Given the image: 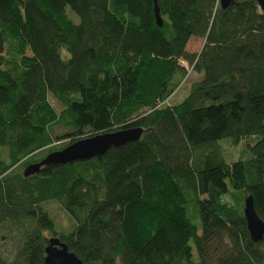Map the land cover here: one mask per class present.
Segmentation results:
<instances>
[{"label": "trees", "instance_id": "16d2710c", "mask_svg": "<svg viewBox=\"0 0 264 264\" xmlns=\"http://www.w3.org/2000/svg\"><path fill=\"white\" fill-rule=\"evenodd\" d=\"M158 3L162 26L154 0H0V231L28 225L0 264L44 262L46 233L58 232L49 201L74 219L59 238L88 264H194V247L198 264H264V240L226 198L252 195L264 220V12L257 0ZM192 36L205 39L199 53L186 49ZM181 60L202 77L170 105ZM128 127L144 128L139 141L16 171Z\"/></svg>", "mask_w": 264, "mask_h": 264}, {"label": "water", "instance_id": "95a60500", "mask_svg": "<svg viewBox=\"0 0 264 264\" xmlns=\"http://www.w3.org/2000/svg\"><path fill=\"white\" fill-rule=\"evenodd\" d=\"M236 0H220L222 8H228ZM264 12V0H257ZM154 11L159 26L163 25L158 0H154ZM144 133L143 127H128L115 131H107L78 139L66 147L51 151L40 161L30 163L24 169V176L29 177L48 165H64L78 160L92 159L104 155L113 147L120 148L127 143L140 140ZM244 215L247 220L248 230L254 242L264 240V220L255 209L254 198L248 195L245 198ZM42 264H88L82 261L68 245L59 237L49 238L45 248V258Z\"/></svg>", "mask_w": 264, "mask_h": 264}, {"label": "rangeland", "instance_id": "374dc122", "mask_svg": "<svg viewBox=\"0 0 264 264\" xmlns=\"http://www.w3.org/2000/svg\"><path fill=\"white\" fill-rule=\"evenodd\" d=\"M67 11L70 14V16L77 21L76 14L73 13L72 9L70 7H67ZM204 38L198 37V36H192L188 40L186 49L193 53H199L203 44H204ZM182 65H184L187 69V75L180 83L179 87L174 91V93L170 96V98L166 101L167 104L170 105H176L179 104L184 100V98L189 94L191 90V84L199 80L202 77L201 73H197L193 70V67L186 61L181 60L180 61ZM54 104V100H51ZM55 131L57 133H61L63 129L59 126L55 127ZM71 140V137H61L59 140L55 141L52 145H63ZM241 145V144H240ZM224 147V153L229 161L235 160L239 157V154L241 152V149L238 147H233L230 142L225 141L223 143ZM242 148L248 149V147L245 145H242ZM44 151L38 152L44 153ZM3 157L7 159V151H2ZM24 160V159H23ZM22 162V161H21ZM33 163V162H31ZM21 165L16 167V171L23 173L24 169L30 164L28 163L26 166ZM16 166V165H15ZM226 198L230 202H236L237 205L242 207V210L244 209L245 204V197H243L240 193V191H237L233 188H230L229 193L226 194ZM44 207L49 211L50 215L53 217L57 224V233L55 234H49L46 233L48 238H51L53 236L59 237V232H66L72 229L74 219L70 216V214L64 210L61 205L56 201H49L47 202ZM28 225H21V226H11L7 225L0 231V254L7 260H12L18 250L19 245L21 244V241L24 237V232L26 230V227ZM194 253H195V259L194 264H198L199 262V255L197 248L194 247Z\"/></svg>", "mask_w": 264, "mask_h": 264}, {"label": "bare ground", "instance_id": "6f19581e", "mask_svg": "<svg viewBox=\"0 0 264 264\" xmlns=\"http://www.w3.org/2000/svg\"><path fill=\"white\" fill-rule=\"evenodd\" d=\"M219 2V1H218ZM219 5V4H218ZM139 141V140H138Z\"/></svg>", "mask_w": 264, "mask_h": 264}]
</instances>
